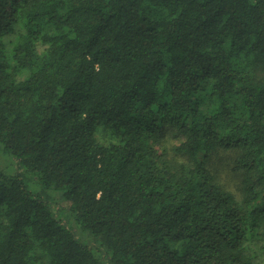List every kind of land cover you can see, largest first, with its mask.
Returning <instances> with one entry per match:
<instances>
[{"label":"trees","instance_id":"obj_1","mask_svg":"<svg viewBox=\"0 0 264 264\" xmlns=\"http://www.w3.org/2000/svg\"><path fill=\"white\" fill-rule=\"evenodd\" d=\"M0 147V264H264V0H0Z\"/></svg>","mask_w":264,"mask_h":264},{"label":"rangeland","instance_id":"obj_2","mask_svg":"<svg viewBox=\"0 0 264 264\" xmlns=\"http://www.w3.org/2000/svg\"><path fill=\"white\" fill-rule=\"evenodd\" d=\"M166 134L169 136V141H167L165 144L172 145L173 143L177 142L178 139L173 137V132L168 130ZM158 147L161 150L163 144H160ZM220 158L222 159L212 164V167L214 168V171L217 174L218 179L225 186L238 190V187L240 185V176L232 172L231 170L232 160H230L229 156L227 155H222ZM0 167L9 174H14L16 170L15 159L9 153L5 152L1 147H0ZM30 183L34 189H39L40 186L37 184V182L34 179H32ZM52 193L56 198L57 204L61 206V204L63 203L62 196L57 192H52ZM59 216L64 221H67L69 226L72 227L84 241L90 242L91 244L96 246V238L89 232H84L83 230H81L77 226L76 222L72 219L70 214L66 212L63 208L59 209Z\"/></svg>","mask_w":264,"mask_h":264}]
</instances>
